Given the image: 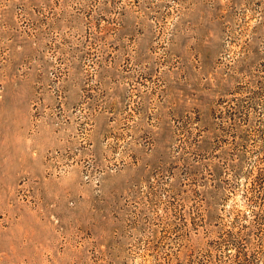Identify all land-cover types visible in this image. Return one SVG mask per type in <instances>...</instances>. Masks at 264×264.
I'll return each mask as SVG.
<instances>
[{"label": "rangeland", "instance_id": "1", "mask_svg": "<svg viewBox=\"0 0 264 264\" xmlns=\"http://www.w3.org/2000/svg\"><path fill=\"white\" fill-rule=\"evenodd\" d=\"M0 264H264V0H0Z\"/></svg>", "mask_w": 264, "mask_h": 264}]
</instances>
